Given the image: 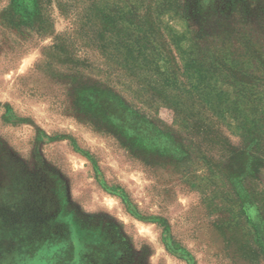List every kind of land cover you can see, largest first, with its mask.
Returning <instances> with one entry per match:
<instances>
[{
    "label": "rangeland",
    "instance_id": "1",
    "mask_svg": "<svg viewBox=\"0 0 264 264\" xmlns=\"http://www.w3.org/2000/svg\"><path fill=\"white\" fill-rule=\"evenodd\" d=\"M39 2L0 0V264H264V166L236 182L235 123L160 97L120 47L150 44L185 90L205 29L196 52L243 81L218 86L261 92L264 0ZM126 107L164 135L142 145Z\"/></svg>",
    "mask_w": 264,
    "mask_h": 264
},
{
    "label": "trees",
    "instance_id": "2",
    "mask_svg": "<svg viewBox=\"0 0 264 264\" xmlns=\"http://www.w3.org/2000/svg\"><path fill=\"white\" fill-rule=\"evenodd\" d=\"M33 2L35 9L39 10V0H33ZM112 24L116 27L115 23L112 22ZM109 25L108 20L104 21L102 33L106 34V32L110 31L107 29ZM46 29L47 26L45 25L43 31L46 32ZM209 37L211 36L206 33L205 29H202L194 38L195 44L193 45V49L190 50L191 58L187 61V66L191 69L187 78L191 79V81L189 88L186 89L185 87V90H179L178 86L181 83L178 82L176 75L170 76L168 72L161 71V63L164 62L166 65L168 64V60H163L162 57L156 58L155 50L151 48L150 44L136 41L129 43L127 46L121 45L120 47H122L128 58L126 62L134 69L133 77L138 71L144 70L147 75L146 79H149L150 85L153 82H157L156 76L162 77L161 82L164 83L158 86L156 90V93L160 97L164 98L165 96V99L175 101L176 105H179L180 102L182 105L184 95L191 96L197 94L198 99L205 101L208 108L214 112L216 117L225 122L230 120L235 123L236 129L240 133L241 143L233 148L235 165L231 173L232 178L236 182L243 184L259 167L264 166V153L261 152L264 139L262 133H260L262 131L260 128L264 129V89L261 92L253 89L236 90V88L233 91H226L219 87L220 78L227 79L224 82L228 85L242 83L243 81L238 79L233 66L228 70L229 67L225 61L220 60L219 57L214 54L208 55L207 53L200 56L199 51L196 52V50L202 49L200 46H204L206 52L210 51L207 45ZM195 53L197 55H194ZM220 73H225V76H222ZM253 78L257 79L254 76ZM194 83L197 85L195 86ZM175 88L180 92L175 90ZM122 107H124V104H122ZM125 110L129 112L128 118L132 126L146 124L153 126L149 135H155L156 138L148 135L145 140L143 137L144 141H142V145L147 144L146 142H150L151 144L152 141H157L158 138L162 137L161 135H164L161 132L159 133L156 127H154L155 124L149 121L138 110L131 107H126ZM152 144L155 143L152 142Z\"/></svg>",
    "mask_w": 264,
    "mask_h": 264
}]
</instances>
